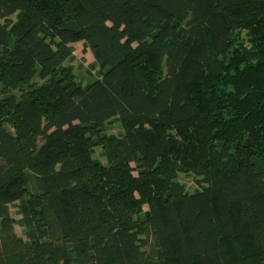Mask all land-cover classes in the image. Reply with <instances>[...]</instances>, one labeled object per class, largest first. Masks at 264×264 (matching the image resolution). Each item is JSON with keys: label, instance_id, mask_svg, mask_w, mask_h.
Instances as JSON below:
<instances>
[{"label": "trees", "instance_id": "16d2710c", "mask_svg": "<svg viewBox=\"0 0 264 264\" xmlns=\"http://www.w3.org/2000/svg\"><path fill=\"white\" fill-rule=\"evenodd\" d=\"M0 94V264H264V0H0Z\"/></svg>", "mask_w": 264, "mask_h": 264}, {"label": "rangeland", "instance_id": "374dc122", "mask_svg": "<svg viewBox=\"0 0 264 264\" xmlns=\"http://www.w3.org/2000/svg\"><path fill=\"white\" fill-rule=\"evenodd\" d=\"M15 17H12L14 21ZM240 37L243 38V33L240 34ZM248 47V44H244ZM72 55L64 63V67H68L72 70V73L75 77V80L78 81L82 86L88 85L94 82L99 77V69L96 65L93 55L85 43L79 42L72 45ZM37 83V80H35ZM25 89V88H24ZM15 95H18V91H13ZM2 100V95L0 94V102ZM7 128H9L6 125ZM105 135L111 136H120L121 129L120 125L116 122L108 124L104 131ZM92 157L101 164H105L104 153L101 148L96 147L93 150ZM177 180L181 183L187 192H193L196 190V185L193 182L192 175L189 174H179ZM11 216L16 221L14 225L15 234L23 240H26V227L20 221V216L16 212L15 205H12L10 208Z\"/></svg>", "mask_w": 264, "mask_h": 264}]
</instances>
